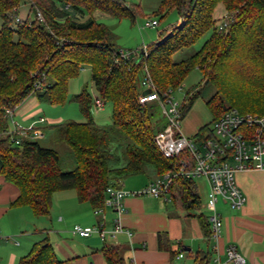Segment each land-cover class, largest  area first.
Here are the masks:
<instances>
[{
    "label": "trees",
    "instance_id": "16d2710c",
    "mask_svg": "<svg viewBox=\"0 0 264 264\" xmlns=\"http://www.w3.org/2000/svg\"><path fill=\"white\" fill-rule=\"evenodd\" d=\"M23 3L30 5L34 18L14 26ZM218 5L229 18L222 30L214 19ZM167 9H175L181 22L161 33L146 56L124 64L115 62L119 55L115 35L93 19L99 12L133 20V12L121 0H0V136L9 127L4 119L6 109L15 110L31 95L50 105L63 104L69 80L84 66L90 67L97 96L112 109L111 125H96L90 115L92 99L83 90L72 101L84 122L51 126L55 140L72 152L75 167L70 171L61 170L58 154L38 140L23 139L13 146L0 138V175L19 191L11 207L27 206L35 217H45L54 193L73 190L79 203H88L94 210L103 206L108 186L118 188L121 180L144 174L147 168L157 176L172 169L154 144L155 135L165 125L158 105L138 104V96L145 93L139 85L143 69L159 93L178 88L197 70L202 84L214 89L206 101L213 120L228 109L264 116V0H163L159 11ZM37 12L42 21L36 18ZM206 35L194 54L173 60ZM41 75L43 91L34 92ZM200 90L194 87L185 95V113ZM208 132L209 124L195 135L204 138ZM171 195L172 202L187 212L200 207L190 181L175 180ZM158 242L159 250L168 251L162 235ZM103 255L107 264H125L117 247L106 246ZM203 261L200 256L196 264ZM19 264L63 263L43 240Z\"/></svg>",
    "mask_w": 264,
    "mask_h": 264
},
{
    "label": "crops",
    "instance_id": "0c3cea01",
    "mask_svg": "<svg viewBox=\"0 0 264 264\" xmlns=\"http://www.w3.org/2000/svg\"><path fill=\"white\" fill-rule=\"evenodd\" d=\"M16 13L22 21L34 18L28 3H23ZM1 25L0 19V29ZM39 102L34 95L28 97L14 110V119L27 126L44 118ZM45 124L51 127L61 124V120L45 119ZM204 126L189 117L184 136L192 137ZM158 177L153 169L147 168L144 174L121 180L118 188L126 192L138 191ZM235 179L246 202L236 210L218 201L216 209L222 228L216 242L207 235L208 216L187 212L161 198L130 195L123 199L125 213L121 226L124 232L101 241L97 235L80 238L72 233V229L75 225L95 227L102 222L104 229L111 231L116 218L112 210L105 208L103 213L95 215L88 203H79L75 192L67 190L53 194L47 216L35 217L27 206H10L19 191L0 175V264H19L33 245L43 240L50 243L55 257L63 264H107L103 255L106 246L119 248L125 264H196L200 256L204 258V264H213L216 256L221 262L225 261V250L229 245L236 248L245 264H264V170L239 173ZM202 181L207 196L208 187ZM158 235H162L168 251L159 250ZM179 254L182 258L178 257Z\"/></svg>",
    "mask_w": 264,
    "mask_h": 264
},
{
    "label": "built area",
    "instance_id": "2783aa9c",
    "mask_svg": "<svg viewBox=\"0 0 264 264\" xmlns=\"http://www.w3.org/2000/svg\"><path fill=\"white\" fill-rule=\"evenodd\" d=\"M36 18L42 21L39 12L36 13ZM21 22L20 18L15 17L13 25ZM228 22L229 18L225 17L218 29H224ZM144 26L153 29L158 26V23L150 20ZM140 51H143L146 56L147 47L143 46L133 53H124L119 49L115 62L128 64L138 58ZM43 76L41 75L42 78L35 81L34 92L43 91ZM139 85L145 93L138 96V104L144 106L156 103L164 119L165 125L155 135L154 144L161 156L171 162L172 169L138 191L126 192L122 188L108 186L105 190L106 197L103 206L94 209L93 212L98 215L103 213L105 208L112 210L116 216L113 230L106 231L101 222L95 227L75 225L72 233L80 238L97 235L101 241L114 238L117 234L124 232L121 218L125 213L123 205L125 196H149L172 202L171 187L175 180L190 181L194 187L195 180L202 179L208 187L206 209L209 212L207 217L210 229L209 238L216 242L220 238L222 228L221 218L216 209L218 201L227 203L232 209H241L246 199L237 186L236 175L248 171L264 170V116L228 109L212 121L211 128L204 138H198L196 135L186 137L182 135L180 128L185 113L183 101H176L172 97L174 91H181L180 88L157 92L146 69L142 71ZM93 105L100 110L105 104L96 96L93 98ZM4 119L9 127L0 138L7 139L13 146H19L23 139L36 141L45 138L42 128L45 124L44 118H38L29 125L23 126L14 119V110L6 109ZM125 233L130 235L128 232ZM214 250L216 251V247ZM225 256L224 262L216 256L213 264H245L244 258L232 245L225 250ZM178 257L182 258V254Z\"/></svg>",
    "mask_w": 264,
    "mask_h": 264
},
{
    "label": "rangeland",
    "instance_id": "374dc122",
    "mask_svg": "<svg viewBox=\"0 0 264 264\" xmlns=\"http://www.w3.org/2000/svg\"><path fill=\"white\" fill-rule=\"evenodd\" d=\"M127 7L131 9L134 14V19L123 18L118 20L105 14L96 12L93 14V19L106 26L115 35V44L117 48L124 53H133L141 47H149L156 42L160 34L170 30L173 26L180 22V17L175 9H167L160 12V6L163 0H121ZM224 11L221 5H218L214 12V19L217 25L221 24L224 20ZM155 20L158 26L155 28L145 27L144 24L147 21ZM208 38V35L203 37L195 46L184 49L181 52L173 56L175 62L184 60L186 57L194 54ZM90 67L84 66L79 71L77 77L72 78L68 82L67 97L63 104L50 105L45 102H39L38 106L41 110V116L47 121L61 120V124L66 121H73L76 123H83L84 118L79 111V107L72 101V97L79 94L83 90L91 97L92 104L90 108V115L95 124L100 127H107L111 125L112 109L110 104H105L103 109H96L93 105V98L97 96L96 91L92 87L90 82ZM202 76L197 71H192L184 82L179 86L181 91H174L172 97L176 101H183L185 95L190 89L199 87L200 95L195 100L191 108L185 113L181 122V133L185 135V123L189 117H192L201 124H209V128L212 125L213 115L210 113L206 106V101L214 93V89L209 85H204L201 82ZM49 123V122H48ZM45 138L38 140V143L44 147L55 151L60 159V167L63 171L73 170L75 167L74 158L71 150L62 143L55 140L53 131L50 126L44 124ZM197 194L200 200V207L198 210L191 211L201 214L203 217L208 216V212L205 209L206 197L205 189L202 179H197L194 182ZM178 211H182L179 210ZM184 212V211H183Z\"/></svg>",
    "mask_w": 264,
    "mask_h": 264
},
{
    "label": "water",
    "instance_id": "95a60500",
    "mask_svg": "<svg viewBox=\"0 0 264 264\" xmlns=\"http://www.w3.org/2000/svg\"><path fill=\"white\" fill-rule=\"evenodd\" d=\"M143 56H144V52L143 51H140L139 52V55H138V59H141Z\"/></svg>",
    "mask_w": 264,
    "mask_h": 264
}]
</instances>
